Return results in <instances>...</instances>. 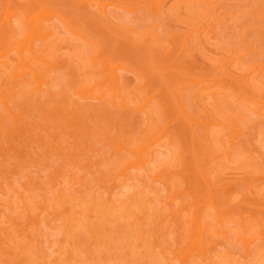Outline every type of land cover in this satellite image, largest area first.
<instances>
[{
	"label": "rangeland",
	"instance_id": "rangeland-1",
	"mask_svg": "<svg viewBox=\"0 0 264 264\" xmlns=\"http://www.w3.org/2000/svg\"><path fill=\"white\" fill-rule=\"evenodd\" d=\"M12 3L59 14L56 66L35 64L48 85L0 66L20 117L0 106V264H263L264 0ZM118 66L123 104L83 98L106 92ZM201 208L229 221L221 235L207 229L206 256L185 217ZM239 222L260 234L247 251Z\"/></svg>",
	"mask_w": 264,
	"mask_h": 264
},
{
	"label": "bare ground",
	"instance_id": "bare-ground-1",
	"mask_svg": "<svg viewBox=\"0 0 264 264\" xmlns=\"http://www.w3.org/2000/svg\"><path fill=\"white\" fill-rule=\"evenodd\" d=\"M13 0H10L9 2V6L6 10V13H5V16L3 17V20L2 22H0V39H2L3 37H9V38H5V39H8L9 42L10 40L12 39H16L17 40V33L16 32V29L15 27H22L24 29V31L22 33H24L23 37L21 36V39L18 41L16 40H13L11 41V44L7 42V40L4 39V43H7L9 44L8 48L7 46L4 45V43L1 45L0 48L3 47V49L5 48L6 50L2 52L3 49H0L2 53H0V66H6L4 68H7L9 67V64H10V67H14V72H13V79L15 80L16 78H18L19 76V72L18 71H25L26 72V75H32L33 77V81L34 83H36L37 85V90L38 91H41V88L43 85H48V81L47 80V77H46V80L43 79V75L40 73L39 71V67L37 68L35 66V64H39V66L41 65H49L51 67H53L52 64H54V67L56 66L55 65V62L53 63L52 60L53 58L56 57V51H55V48H56V45L55 43L57 41H55L54 37L55 36V33H54V30L52 29L51 27V23L53 22L52 20H54L53 18H55L57 16L56 12L57 10H54L52 9L51 7L47 6V5H41L38 9V11H36L35 9H30L28 8V13L24 12V11H10V9H12V6L10 7V5H12ZM108 7H110V5H105L103 6L102 4L98 3V6L96 8V10L94 11L96 14L97 17H101L100 19H103L107 22H111V18L109 16V9ZM91 8V6H90ZM14 10V9H13ZM91 10V9H90ZM94 10V9H93ZM33 11V12H32ZM92 13H94L92 10H91ZM59 14V13H58ZM59 17H62V16H59ZM182 17V16H181ZM18 18V21H16L15 19ZM62 21L65 23V25L67 26L66 28L68 29V31H71V21H69L66 18H64V16L62 18ZM65 19V20H63ZM14 20L16 21L15 23L18 25L16 26L15 23H14ZM69 21V22H68ZM51 22V23H50ZM108 24V23H107ZM15 25V27H14ZM111 30V29H110ZM19 31V30H18ZM22 31V30H21ZM74 31V30H73ZM75 32V31H74ZM74 32H71V33H74ZM21 33V32H20ZM80 35V34H79ZM83 35V34H82ZM20 37V36H19ZM3 41V40H2ZM16 41V42H15ZM155 41V40H154ZM40 42L42 45L40 47L37 46L36 43ZM157 43H158V40H157ZM213 43V42H212ZM16 46V48H15ZM14 47V48H13ZM212 47V46H211ZM59 48V47H58ZM17 50V54H16V59H12L9 60L7 59V55L10 54V53H13L12 51L14 50ZM60 49V48H59ZM56 52V53H55ZM78 54V53H77ZM55 55V57H54ZM5 58V59H4ZM4 59V60H3ZM14 60V62H13ZM46 67V66H44ZM120 66L118 67H115L113 69H111V71L109 72V76H108V87H106V92L103 91V92H99L98 94H94V92L90 89V90H87V91H84L82 94L84 95L83 98H90V99H102V98H108L111 102H114V101H118L120 102L121 104H123L126 100V97L127 94L125 93V91L123 90V87H122V82L120 80V77L118 76V73L115 71L116 68H119ZM42 68V67H41ZM20 69V70H19ZM18 70V71H17ZM18 73H17V72ZM87 71V70H86ZM7 73V72H6ZM21 74V73H20ZM18 75V76H16ZM25 75V73L23 74ZM21 77V75H20ZM24 77V76H22ZM215 77V76H214ZM107 82V81H105ZM101 83V82H100ZM99 84V83H98ZM97 84V85H98ZM96 85V86H97ZM9 86V85H8ZM107 86V85H106ZM228 86V85H227ZM98 87V86H97ZM258 87V86H257ZM108 88V89H107ZM259 88V87H258ZM43 89V88H42ZM85 89V88H84ZM213 89V88H212ZM236 89V88H234ZM251 90V89H250ZM263 90V89H262ZM49 91V90H48ZM239 92V91H238ZM208 93V92H207ZM221 93V92H220ZM253 93V92H252ZM233 94V93H232ZM181 95V96H180ZM148 96V95H147ZM246 96V95H245ZM255 96V95H253ZM178 101L182 102L184 100L183 96H182V93H178ZM183 99H182V98ZM263 98V96H262ZM258 99V97H257ZM252 101V100H251ZM9 102H10V95L6 94V90H2L0 88V106L3 107L2 110H5L6 112L5 113H9L10 115L13 116V118H15L16 120L14 121H18L20 120V117L13 113L11 108L9 107ZM67 102V101H66ZM71 102V101H70ZM179 102V103H180ZM254 102V101H253ZM77 103V102H76ZM183 104V102H182ZM49 105V104H48ZM72 105V104H71ZM76 105V104H75ZM145 106V105H144ZM143 106V107H144ZM248 106V105H247ZM251 106V105H250ZM261 106V105H260ZM62 107V106H60ZM262 107V106H261ZM142 108V107H141ZM264 108V107H262ZM254 109V108H253ZM65 110V108H64ZM14 111V110H13ZM76 111V110H75ZM251 111V110H250ZM257 111V110H256ZM260 111V110H259ZM4 113V112H2ZM257 113V112H256ZM1 115V114H0ZM62 116V115H61ZM227 117V116H225ZM228 118V117H227ZM2 119V118H1ZM62 119V118H61ZM39 120V119H38ZM232 120L231 118H229V121ZM44 121V120H43ZM65 121V119H64ZM69 121V120H68ZM67 121V123L64 125H67L69 122ZM41 122V121H40ZM232 123H235V121L232 120ZM62 125V123H61ZM70 126V125H69ZM36 127V126H35ZM96 127V126H95ZM9 130V128H8ZM29 130V129H28ZM56 130V129H55ZM101 130V129H100ZM15 131V130H14ZM36 131V130H35ZM44 131V129H43ZM229 131V130H228ZM8 132V131H7ZM37 132V131H36ZM227 132V131H226ZM35 133V132H34ZM227 134V133H226ZM32 135V134H31ZM30 136V135H29ZM220 143V142H219ZM148 146V145H147ZM145 146V147H147ZM27 148V147H26ZM145 149V148H144ZM239 149V148H238ZM147 150V148H146ZM236 150V149H235ZM144 151V150H142ZM165 153V152H164ZM244 153V152H243ZM5 154V153H4ZM134 155H136L134 153ZM141 155V153H140ZM139 155V163L140 162H143V156H140ZM3 157V156H2ZM6 157V156H5ZM9 157V156H8ZM231 157V156H230ZM14 160V159H13ZM32 160V159H31ZM8 161V160H7ZM229 162V161H228ZM239 163V162H238ZM135 163H132L129 165V167H127V170L129 168H131L132 166L131 165H134ZM76 165V164H75ZM71 167V166H70ZM200 167V166H199ZM73 170V169H72ZM62 173V172H61ZM159 174V173H158ZM55 175V173H54ZM161 177V176H160ZM163 179V178H162ZM168 179V178H167ZM170 181V180H169ZM53 183V182H52ZM58 183V182H57ZM41 184V183H40ZM22 196V195H21ZM199 196V195H198ZM34 199V198H33ZM1 200V199H0ZM209 202L212 203L213 207L211 209H216V205L215 203L213 202L212 199L209 200ZM178 203V202H177ZM22 208V207H21ZM25 209V208H24ZM59 209V208H58ZM208 210V209H207ZM205 208H201L200 210L198 211H193L190 215L188 216H185L186 218H188V220L190 222H192V224H195L194 226H197V227H194V229L196 228V230H198V234L197 235V238L196 240H194L193 242V245L191 247V249L193 250V252H199L201 254H203L204 256H206V252H207V244H206V239L205 237L208 235H206L207 233V229H210L211 232L214 234V235H221L223 234V230L220 231V229L223 228V225L225 226V224H227L229 221L227 220V222L224 224L223 221L226 220H221V218L219 216H216V215H213L212 213L211 214H208L209 211H207ZM178 211L180 213H184V210L182 208H179ZM26 213V212H25ZM173 214V213H172ZM185 214V213H184ZM216 214V213H215ZM38 215V214H37ZM32 216V215H31ZM210 216V217H209ZM44 217V216H43ZM207 217L209 218H213L215 220H217V222L220 224L219 227H216V226H213L211 224H209L207 222ZM74 219V218H73ZM244 222H239V224L241 225L240 228L243 229L244 227V231H242V238L244 240V243H245V250L249 249L250 246H252V244L260 239V234L257 235V234H251L252 236H249L247 237V232H248V228L242 224ZM186 224V223H185ZM119 225V224H118ZM243 225V227H242ZM198 228V229H197ZM197 232V231H196ZM188 233V232H187ZM187 235V234H186ZM210 235V234H209ZM212 235V234H211ZM129 236V235H128ZM215 237V236H214ZM213 237V238H214ZM225 237V236H224ZM237 237V236H236ZM212 238V237H210ZM248 238V239H247ZM218 239V238H217ZM217 239H214V240H217ZM237 239V238H236ZM220 240V239H218ZM60 248V247H59ZM9 250V249H8ZM246 250V251H247ZM21 252V251H20ZM142 255V254H141ZM146 256V255H145ZM111 257V256H110ZM45 258V257H44ZM112 258V257H111ZM135 258V257H134ZM189 259H187L186 257L184 256H181L180 257V264H189L188 262ZM226 260V259H225ZM36 261V259L34 260ZM264 264V263H263Z\"/></svg>",
	"mask_w": 264,
	"mask_h": 264
}]
</instances>
